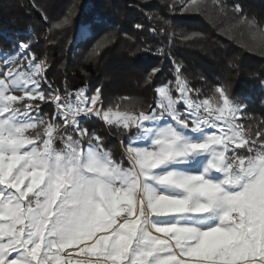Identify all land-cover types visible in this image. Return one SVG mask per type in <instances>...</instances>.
<instances>
[{"label": "snow or ice", "instance_id": "snow-or-ice-1", "mask_svg": "<svg viewBox=\"0 0 264 264\" xmlns=\"http://www.w3.org/2000/svg\"><path fill=\"white\" fill-rule=\"evenodd\" d=\"M240 23L264 47V28ZM17 47L0 74V264H264V127L227 86L194 87L173 60L152 104L106 105L99 87H54L47 58ZM93 118L119 131L118 154Z\"/></svg>", "mask_w": 264, "mask_h": 264}, {"label": "trees", "instance_id": "trees-1", "mask_svg": "<svg viewBox=\"0 0 264 264\" xmlns=\"http://www.w3.org/2000/svg\"><path fill=\"white\" fill-rule=\"evenodd\" d=\"M189 2L0 0V51L16 53L18 43L29 42L38 59H48L46 76L54 87L63 89L67 83L75 90L87 85L90 93L99 87L106 105L121 97L152 104L154 88L174 80L175 60L182 63L194 87L210 92L217 85L227 86L231 97L246 105V116L251 119L245 122L264 127V47L259 45L261 37L248 24L240 23L243 15L264 28V0H224L226 15L212 0H203L198 10L184 11ZM237 4L241 14L232 11ZM70 13V26L62 30L52 27ZM137 24L143 29H137ZM83 27L88 34L80 38ZM151 28L156 29L155 34ZM169 33H174L171 44ZM192 34L199 35L185 39ZM161 46L164 55L157 52ZM153 68L161 71L151 84H145ZM42 107L47 113L54 110L51 104ZM85 126L95 129L106 146L119 153L116 128L95 118Z\"/></svg>", "mask_w": 264, "mask_h": 264}, {"label": "rangeland", "instance_id": "rangeland-1", "mask_svg": "<svg viewBox=\"0 0 264 264\" xmlns=\"http://www.w3.org/2000/svg\"><path fill=\"white\" fill-rule=\"evenodd\" d=\"M28 34L33 38L34 37V34L32 32H28ZM88 34V29L86 27H83L81 29V32H80V38H83L84 36H86ZM45 37H47V32L45 34ZM35 39V38H34ZM21 43V42H20ZM8 55L10 56H14L15 53L13 52H10V53H7ZM19 58L17 57L16 58V62L17 64L19 63ZM47 62H48V59H47ZM49 64V63H48ZM16 65L13 64L12 67H15ZM8 67V64L6 63V60H5V55L0 51V74L3 73L4 70H6V68ZM17 95L20 94L19 92L16 93Z\"/></svg>", "mask_w": 264, "mask_h": 264}]
</instances>
